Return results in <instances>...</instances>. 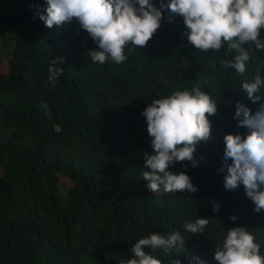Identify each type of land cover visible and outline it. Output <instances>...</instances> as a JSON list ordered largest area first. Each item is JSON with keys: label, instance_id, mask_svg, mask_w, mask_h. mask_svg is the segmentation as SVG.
Instances as JSON below:
<instances>
[{"label": "trees", "instance_id": "1", "mask_svg": "<svg viewBox=\"0 0 264 264\" xmlns=\"http://www.w3.org/2000/svg\"><path fill=\"white\" fill-rule=\"evenodd\" d=\"M36 4L42 11L44 0H0V53L12 54L0 61V264H120L140 237L173 230L186 240L182 264L192 255L217 264L213 248L233 227L264 242V211L253 212L243 185L225 190L217 172L223 136L246 133L232 118L235 102L252 113L259 107L240 84L258 70L264 77V51L245 44L250 60L238 74L221 63L232 52L195 49L181 37L182 17L164 11L154 35L126 51V61L94 64L87 51L96 45L75 18L48 28L30 8ZM53 57L62 58L54 67L63 71L49 83ZM195 86L218 104L211 135L197 145L198 166L181 161L169 170L186 172L197 191L152 193L140 169L151 151L140 113L152 99ZM212 202L220 204L215 213ZM197 216L210 219L204 233H184ZM156 255L161 264L176 258Z\"/></svg>", "mask_w": 264, "mask_h": 264}, {"label": "clouds", "instance_id": "2", "mask_svg": "<svg viewBox=\"0 0 264 264\" xmlns=\"http://www.w3.org/2000/svg\"><path fill=\"white\" fill-rule=\"evenodd\" d=\"M44 0L41 5H30L39 20L48 28H59L74 18L80 29L87 32L96 49L88 50L91 62L104 64L110 60L121 64L128 59L127 52L143 47L161 25L162 13L182 17L186 37L195 49L207 52L226 49L232 52V59L221 63L238 74L246 71L250 60L245 44L254 45L264 51V0ZM172 22V16L167 17ZM132 45L128 47L127 45ZM62 58L53 57L48 67V81L54 83L62 73L57 63ZM240 89L252 102H260L252 113L248 106L237 101L233 119L239 127L246 129L240 133L223 136L221 167L217 172L223 175V187L227 191L243 185L247 198L253 203V212L264 211V77L259 70L251 81H242ZM217 103L209 94L195 86L176 90L170 95L152 99L140 113L146 121L151 151L143 153L144 164L140 168L145 187L154 193L177 191L194 193L196 187L186 172L174 173L169 170L175 162L189 161L192 167L199 164L194 157L197 145L207 141L211 135L209 117L217 111ZM207 114V115H206ZM60 131L59 127L55 129ZM203 159L202 157L200 158ZM186 167V166H184ZM220 208L212 202L213 212ZM238 216L229 220L236 222ZM209 218L189 220L182 225L184 233L203 234ZM185 237L180 230L166 234L149 233L136 240L131 255L120 264H161L156 252L160 250L176 255L170 264H182L180 253L185 250ZM262 244L253 232L238 226L224 231L223 237L213 248V260L217 264H264ZM149 251H145V249ZM189 264H206L199 256L186 257Z\"/></svg>", "mask_w": 264, "mask_h": 264}, {"label": "rangeland", "instance_id": "3", "mask_svg": "<svg viewBox=\"0 0 264 264\" xmlns=\"http://www.w3.org/2000/svg\"><path fill=\"white\" fill-rule=\"evenodd\" d=\"M12 58V54H11V49H4L1 53H0V61L1 62H5L8 61Z\"/></svg>", "mask_w": 264, "mask_h": 264}]
</instances>
